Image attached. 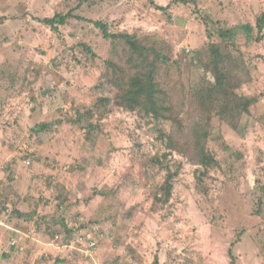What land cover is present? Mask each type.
Listing matches in <instances>:
<instances>
[{"label": "rangeland", "instance_id": "1", "mask_svg": "<svg viewBox=\"0 0 264 264\" xmlns=\"http://www.w3.org/2000/svg\"><path fill=\"white\" fill-rule=\"evenodd\" d=\"M177 1L155 0L171 6L169 21L150 0H89L80 8L79 0H0V264H153L155 257L159 264H231V252L236 264H264V38L247 44L240 36L251 79L238 92L259 102L250 115L233 119L236 129L214 119L208 149L218 166L199 183V167L159 138L161 128L173 132L172 123L117 107L119 91L102 77L119 46L77 19L58 32L41 22L75 10L156 42L179 62L159 72L169 94L185 84L199 91L214 81L203 72L207 30L222 42L219 29L256 25L264 0ZM87 109L94 122L113 124L102 133L91 129L87 138ZM43 122L60 124L31 134ZM192 126L185 125L190 143ZM29 154L38 172L52 163L59 173L31 179L26 171L37 169L25 166ZM164 165L179 171L167 204L155 201L169 171ZM47 192L57 211L28 223L33 207L37 214L45 208ZM13 223L22 235L10 230ZM38 223L43 234L37 235Z\"/></svg>", "mask_w": 264, "mask_h": 264}, {"label": "trees", "instance_id": "2", "mask_svg": "<svg viewBox=\"0 0 264 264\" xmlns=\"http://www.w3.org/2000/svg\"><path fill=\"white\" fill-rule=\"evenodd\" d=\"M88 2L89 0H79V8ZM150 2L156 10L163 12L168 17L169 21L172 19L168 11L171 6L164 8L157 5L155 0H150ZM189 2L197 4V0H189ZM189 2L186 0H179L176 4L188 5ZM75 13V10H71L69 13L57 12L53 18H46L41 22L50 26L53 31L58 32L61 26H66L69 24L70 20L77 19L80 22L93 25L99 30L102 38L105 41H110L112 46L118 45L117 51L113 53L114 57L107 60L108 66L105 71L106 74L102 77L105 81H111L113 86L118 89L117 107L126 109L127 111H139L143 113L145 117L155 120L156 123L162 126L166 123H172L174 127L173 132H166L161 128L159 130V138L166 142L167 148L177 150L180 154L184 155L185 158H189L191 163L199 167L198 181L202 183L203 179L208 176L209 171L218 166V160L215 154L208 149V142L214 130V119L218 118L224 123L227 121L230 128L236 129L238 126L233 122V119L237 117L240 119L243 114L250 115L252 107L259 102L258 97L247 96L239 94L238 92L242 82L250 81L251 79L250 65L245 61L244 53L239 47L238 41L240 36L245 38L247 44L262 41L264 38V10L254 26L239 24L234 27L227 28V26H225V28L219 29L218 37H220L222 42L213 41L214 35L207 30L210 58L207 63H203V72L213 77L214 81L208 86L201 87L199 91L193 90L191 85L189 87L185 86L186 84L182 85V87L177 85L178 88H180V93L175 94H169L167 89L168 86L158 81L160 69L169 61L172 62L171 51H167V49L156 42L149 43L140 36L130 34L128 31L119 32L111 29L109 23L102 19H86ZM200 22L202 23V21H199V23ZM207 23L205 24L207 25ZM1 24L2 21L0 22V26ZM162 44L164 45L165 43ZM172 46H174V44H172ZM232 49L235 50L231 52L230 50ZM125 50L127 51V57L123 59L122 62H119V58ZM84 51H86L85 53L87 54H91V49L88 47H85ZM172 63H174L176 65L175 68L178 69L179 62L176 61ZM244 73H247V79H245ZM102 110L107 112L105 109ZM84 112L89 115L91 119L88 135H86L87 138H91V129H94L97 133H102L105 126L113 124L109 121L105 124L94 122L95 113L89 109ZM104 112L97 111L96 113L103 118L106 117ZM81 117L82 115H79L77 120H80ZM191 122H193V126L192 128L190 127V134H192L193 143L188 141L186 135H189V132H186L187 129L185 127L187 123ZM59 124V122H43L36 124L35 127L31 129V134H47L50 129L55 128V125ZM186 145H190L193 152L187 151L185 149L188 148ZM20 149L23 150V147H20ZM163 158L166 159V156L164 155ZM26 160H28L25 162L27 168L37 169V172L31 175L26 171L28 177L31 179L35 176L41 177L44 174L59 173L52 163L47 166L48 169L43 168L41 172H38L40 167L36 166V159L30 154L27 156ZM157 162L159 165L162 163L160 160H157ZM164 166L169 171L164 184L160 187L156 195L155 201L167 204L172 198L174 189L173 181L178 176L179 171L177 169V171L173 173L168 165ZM181 167L182 164L179 163L178 168L180 170ZM58 170H61V168ZM45 171H47V173H45ZM48 188H50V186H48ZM96 194L109 196V193L104 191ZM44 195H46V200H48L46 204L42 203L45 208L40 209L39 212H41V214L38 212V215L33 207V213L28 215L29 221L32 219L37 222L42 221L44 217L52 216V212L56 210L54 204L50 202V200H53L50 193L47 192ZM65 195L68 194L65 193ZM39 200L42 202L40 198ZM60 221H62V225L65 224L64 218H61ZM66 227L68 226H63L65 229ZM41 229L38 223L36 229L37 235L43 234ZM73 229H70L71 231L68 229L67 233H71ZM87 235L90 237L89 233L84 237L87 238ZM58 238L60 239L61 236H56V239ZM240 238L241 237H238L237 243L240 241ZM68 243H72V241ZM235 244L236 243H233L232 247H234ZM258 247L261 248L260 245H258ZM229 255L231 257V264H236L237 259L233 256V253L231 252ZM63 262L64 260L61 259V263ZM153 264H159L158 257H155Z\"/></svg>", "mask_w": 264, "mask_h": 264}, {"label": "crops", "instance_id": "3", "mask_svg": "<svg viewBox=\"0 0 264 264\" xmlns=\"http://www.w3.org/2000/svg\"><path fill=\"white\" fill-rule=\"evenodd\" d=\"M28 223H30V221H28ZM12 227H9L10 228V230L12 231V232H15V233H17V234H20V235H22V232L20 231V230H17V229H15V228H13L15 225H14V223L11 225ZM12 235V234H11ZM16 237H20V236H16Z\"/></svg>", "mask_w": 264, "mask_h": 264}, {"label": "built area", "instance_id": "4", "mask_svg": "<svg viewBox=\"0 0 264 264\" xmlns=\"http://www.w3.org/2000/svg\"><path fill=\"white\" fill-rule=\"evenodd\" d=\"M88 238H90V237L87 235V239H88ZM92 246H94V244H93Z\"/></svg>", "mask_w": 264, "mask_h": 264}]
</instances>
